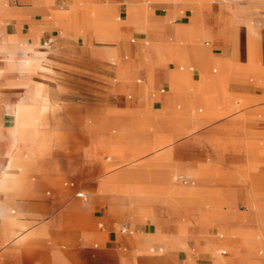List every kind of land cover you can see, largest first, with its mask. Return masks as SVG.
I'll use <instances>...</instances> for the list:
<instances>
[{"label":"crops","instance_id":"obj_1","mask_svg":"<svg viewBox=\"0 0 264 264\" xmlns=\"http://www.w3.org/2000/svg\"><path fill=\"white\" fill-rule=\"evenodd\" d=\"M263 13L0 0V264H264L254 213L203 206L264 138Z\"/></svg>","mask_w":264,"mask_h":264},{"label":"rangeland","instance_id":"obj_2","mask_svg":"<svg viewBox=\"0 0 264 264\" xmlns=\"http://www.w3.org/2000/svg\"><path fill=\"white\" fill-rule=\"evenodd\" d=\"M264 14V13H263ZM245 35L244 29L240 31V36ZM12 94L13 93H3ZM264 135V134H263ZM247 155L245 157L246 163L249 166L254 165V169L247 168L244 175H241L236 181H231L230 183L238 186L233 188L235 191L232 197H230V204L224 199L219 200V195H215L214 203H205V207H213L216 211L222 210H236L235 205H238V210L241 212H251L255 216L253 219L245 220L247 224L250 225L254 232L259 238L264 239V138L253 139L246 143ZM245 194V195H244ZM246 202H245V201ZM238 201L237 204H233ZM234 206V207H233ZM218 236L225 237V232L223 230L212 231ZM262 235V236H261ZM228 255L230 253H227ZM219 255V254H218ZM252 257L262 260L264 263V245L256 248L252 252Z\"/></svg>","mask_w":264,"mask_h":264},{"label":"bare ground","instance_id":"obj_3","mask_svg":"<svg viewBox=\"0 0 264 264\" xmlns=\"http://www.w3.org/2000/svg\"><path fill=\"white\" fill-rule=\"evenodd\" d=\"M12 111H13V110H12ZM13 113H14V111H13ZM23 127H24V125H22V124H18V125H17V132L20 133V132L22 131V128H23ZM18 133H17V134H18ZM38 142H39V141H38ZM40 142H41V141H40ZM37 145H38V144H37Z\"/></svg>","mask_w":264,"mask_h":264}]
</instances>
